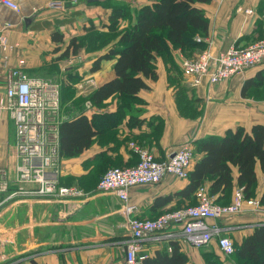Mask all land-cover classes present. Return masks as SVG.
<instances>
[{
  "label": "crops",
  "instance_id": "0c3cea01",
  "mask_svg": "<svg viewBox=\"0 0 264 264\" xmlns=\"http://www.w3.org/2000/svg\"><path fill=\"white\" fill-rule=\"evenodd\" d=\"M11 1L19 5L17 11L0 0V30L7 34L10 43L18 42L21 48L10 51L7 61H0V96L6 89L8 70L16 66L20 57L26 60L27 74H45V65L52 74H58L59 54L63 50H54L62 45L54 35L59 38L63 34L62 42L67 46L85 27L108 21L98 18L105 11L96 9L97 0H73L62 11L48 9L50 0ZM197 5L209 20L208 34L197 36L207 38V43L186 49L174 47L168 58L159 56V78L147 81L149 89L137 94L123 116H119V103L110 100L115 97L101 108L94 106L85 111L89 118L103 117V128L87 151L74 158H63L60 177L71 182L80 191L79 196L56 202L20 192L21 187H30L16 180V127L7 112L0 113V180L6 178L9 182L8 190L0 193V264H126L125 251L131 239L127 213L115 194L98 190V176L112 167L137 163L136 148L147 149L157 160H164L186 142L194 150L192 170L205 154L197 151L202 139L223 136L239 126L250 130L255 124L264 125V99L255 100L252 93L242 95L243 85L264 72V66L250 68L217 84L192 86L176 65L185 57H196L201 49L226 52L264 38V0H210ZM7 23L10 28L4 27ZM114 62H101L100 69L93 72L96 82L86 95L114 77ZM107 64L110 74H102ZM183 98L191 105H179ZM256 172L255 199L260 200L264 172L259 165ZM233 177L234 192L239 188L235 167ZM187 183L188 179L168 176L158 185L131 188L129 201L136 208L133 216L155 219L196 203L198 191L195 199L178 193ZM209 186L210 182H206L204 188ZM208 223L218 228L208 245L194 248L182 230L168 228L141 242L143 262L159 257L169 261L179 254L184 258L183 264H233L220 250L218 237L228 236L240 246L256 227L264 224V203Z\"/></svg>",
  "mask_w": 264,
  "mask_h": 264
},
{
  "label": "built area",
  "instance_id": "2783aa9c",
  "mask_svg": "<svg viewBox=\"0 0 264 264\" xmlns=\"http://www.w3.org/2000/svg\"><path fill=\"white\" fill-rule=\"evenodd\" d=\"M2 3L12 10L19 9L14 1L2 0ZM69 3L66 0H50L47 7L62 11ZM5 27L10 28V24H5ZM196 41L207 43L208 39L196 36ZM20 48L18 42L10 43L7 34L0 30V61H7L8 53ZM180 65L192 86L224 82L250 68L264 66V38L226 52L213 53L206 48L195 59L183 58ZM25 67L26 60L20 57L16 66L8 70L6 89L0 96V113L7 112L16 127V180L21 185L33 186L31 189L21 187L19 190L56 202L79 196L77 188L60 183L63 159L60 154V124L64 119L61 116V85L29 76ZM136 152L140 157L138 164L111 168L98 183L99 191L115 194L124 204L131 236L125 251L126 264H143L145 256L140 255L141 242L155 233L176 227L182 230L191 246L202 248L211 242L218 229L211 226L209 220L240 214L245 204L251 207L260 205L259 200L246 199L243 189L237 188L233 202L228 206H220L201 187L197 193L198 205L171 210L155 219L135 217L136 208L129 201L131 188L158 185L168 176L188 179L194 159L190 142L182 144L164 160H157L144 148H136ZM8 188V180H0V193L6 192ZM218 245L225 255L234 253L235 246L230 237H218Z\"/></svg>",
  "mask_w": 264,
  "mask_h": 264
},
{
  "label": "trees",
  "instance_id": "16d2710c",
  "mask_svg": "<svg viewBox=\"0 0 264 264\" xmlns=\"http://www.w3.org/2000/svg\"><path fill=\"white\" fill-rule=\"evenodd\" d=\"M209 1L149 0V4H144L138 9L134 21H130L126 29L120 30L121 19L129 16L130 10L120 5L108 4L111 11L107 23L103 26L108 28L111 34H115L116 41L103 55L94 60L91 71H98L103 60H115L114 77L88 95L92 107L101 108L106 101L115 97L119 101V116H123V111L130 109L137 94L149 89L147 81H156L159 78L157 70L159 56L168 58L174 47L186 49L203 46V43L196 41V36L208 34L209 20L197 4ZM55 36L56 41L63 43L61 34L59 38ZM75 42L73 39L62 55L69 52L77 54L80 46L75 45ZM56 49L61 51L60 47ZM176 65L179 66L177 63ZM263 84L264 72H261L243 85L242 95H248L252 88ZM67 113L69 115L64 116L60 124V154L62 158L70 159L83 154L93 145L95 138L101 133L104 120L103 117L89 118L83 109L72 114L70 111ZM197 151L205 154L195 162L187 185L178 192L181 196L195 199V193L204 187L206 182H210L208 194L216 197L215 201L228 204L233 197L235 167L238 171L237 186L243 189L245 198H256L257 165L264 172V125L255 124L250 130L239 126L235 130H228L223 136H209L198 142ZM259 202L264 203V192ZM234 246V253L229 257L235 256L237 264H264V224L256 227L253 234L246 237L240 246L235 243ZM183 262L182 255L174 254L169 261L166 257H159L146 259L143 263L183 264Z\"/></svg>",
  "mask_w": 264,
  "mask_h": 264
},
{
  "label": "rangeland",
  "instance_id": "374dc122",
  "mask_svg": "<svg viewBox=\"0 0 264 264\" xmlns=\"http://www.w3.org/2000/svg\"><path fill=\"white\" fill-rule=\"evenodd\" d=\"M66 1L71 2L73 0H66ZM80 1L85 2L86 0H80ZM143 3L149 4V0H99L98 2H95L94 4H95L96 9L100 8V10L103 9L105 11V15L103 16V11H101L98 18L99 19L104 18L106 20H108V16L111 11L110 10L108 12L109 5L115 4L116 6L120 5V6H123L124 8L125 7L128 8L130 10V15L129 16L126 15V17L121 19V22L119 24V30H120V29H126L129 26V22L134 21L136 17V13L138 11L137 8H139L138 6H140ZM63 36L64 35L62 34V37ZM73 39L76 40L75 45H79L80 49L77 54L73 52H69L67 55H62V53L59 54V73L58 74H52L53 71L49 68V66H46V65L44 66L45 74H29V76L31 77L38 78L40 80L50 81L53 83H59L62 86L63 107L61 110V116H67L68 114L67 111H70V114H72L75 111H81L82 109L83 111H86L92 107L91 103H88L89 101L88 95H86V93L93 88V84L95 80V74L93 73V71H91L92 64L94 63V60L96 57L98 58L99 56L103 55L107 51V48L111 47L112 44H115V41H116L115 34H111V31L105 26H103V20H100V22H96L94 25L91 24V26L87 28L85 27L83 30H81V32L79 31V33L76 34L75 37L69 40V43ZM67 46L63 42L62 45H60L59 47L61 50L64 51ZM54 50H57V49L55 48ZM202 50L203 49H201V51ZM189 57L195 59L197 55L196 57H191V56ZM106 61H109V60H106ZM179 66L181 68V65ZM109 72H110V65L107 64V66L103 68V71L101 73L107 74ZM101 81L102 80H99V82ZM250 92L252 93V95H250L251 97L255 98V100L261 101V99H264V84L262 86H256L255 88H252ZM110 100L119 103L117 99L115 100L110 99ZM120 103H122V101H120ZM180 104L181 105H185V104L191 105L184 98L180 99ZM192 113L194 115L197 114L195 111ZM136 155L138 156V161L134 165L138 164L140 160L139 154H136ZM62 162H63V159L61 161V164ZM134 165H131V166H134ZM123 167H130V166H121V167H112V168H123ZM106 172H103L100 176H98L97 178L98 183L100 182L102 176ZM60 183H61V180H60ZM61 185H64L67 187H74L73 185H71V182L70 183L68 182L67 179L62 180ZM235 191L233 192V197L229 200L228 204L215 201L216 197H214V201L216 202V204L220 206H228L233 202ZM198 203L199 201H197L196 203L195 202L190 203L187 207L198 205ZM247 206L248 205L246 204L244 205V209H243L244 211L246 210ZM181 208H184V207H181ZM244 211L242 213H244ZM222 236H225V235H222ZM229 259L233 261V264H237L236 262H238V260H235V256Z\"/></svg>",
  "mask_w": 264,
  "mask_h": 264
},
{
  "label": "water",
  "instance_id": "95a60500",
  "mask_svg": "<svg viewBox=\"0 0 264 264\" xmlns=\"http://www.w3.org/2000/svg\"><path fill=\"white\" fill-rule=\"evenodd\" d=\"M89 1H93V0H89ZM28 21V20H27ZM29 23V22H28Z\"/></svg>",
  "mask_w": 264,
  "mask_h": 264
}]
</instances>
